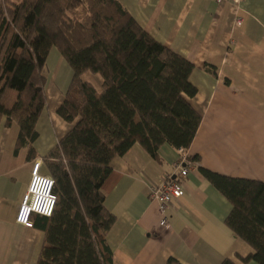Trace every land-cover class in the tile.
<instances>
[{"label":"trees","instance_id":"trees-1","mask_svg":"<svg viewBox=\"0 0 264 264\" xmlns=\"http://www.w3.org/2000/svg\"><path fill=\"white\" fill-rule=\"evenodd\" d=\"M53 48L72 69L57 112L73 127L42 157L57 199L51 216H32L44 232L36 264H114L107 236L116 216L102 184L114 158L135 143L157 159L166 144L191 146L202 119L188 99L197 93L195 65L119 0H0V121L19 126L14 153L26 147L30 160L38 156ZM87 74H99L101 87ZM200 170L231 204L225 224L253 250L238 258L264 264V181ZM166 264L181 263L171 257ZM220 264L240 263L227 257Z\"/></svg>","mask_w":264,"mask_h":264},{"label":"crops","instance_id":"crops-1","mask_svg":"<svg viewBox=\"0 0 264 264\" xmlns=\"http://www.w3.org/2000/svg\"><path fill=\"white\" fill-rule=\"evenodd\" d=\"M119 1L153 37L193 62L197 93L188 99L202 119L184 149L195 164L180 178L184 194L168 211V227L150 190L179 177V149L166 144L157 159L135 143L114 158L102 184L116 216L107 236L114 264H166L171 257L181 264H220L227 257L243 264L238 255L253 250L225 224L231 204L200 168L264 181V0ZM44 73L47 105L35 142L41 159L73 127L57 112L72 79L58 49L50 51ZM91 78L101 87L99 74ZM18 132L17 124L0 121V264H36L44 241L41 229L16 221L34 160L26 147L14 153Z\"/></svg>","mask_w":264,"mask_h":264},{"label":"built area","instance_id":"built-area-1","mask_svg":"<svg viewBox=\"0 0 264 264\" xmlns=\"http://www.w3.org/2000/svg\"><path fill=\"white\" fill-rule=\"evenodd\" d=\"M233 4L239 5L242 0H230ZM222 2V0H218ZM242 19L238 20L241 25ZM179 155L175 161L179 177L168 176L164 183L151 187L150 196L157 201L161 214V225L169 226L168 211L172 204L179 200L184 194V187L181 177L188 174L191 166L195 163L185 153L183 148L178 151ZM42 159L33 160L31 178L28 188L23 196L22 202L16 214V221L26 227H32V216L35 214L51 216L56 204V193L54 192V179L50 175L43 174Z\"/></svg>","mask_w":264,"mask_h":264},{"label":"rangeland","instance_id":"rangeland-1","mask_svg":"<svg viewBox=\"0 0 264 264\" xmlns=\"http://www.w3.org/2000/svg\"><path fill=\"white\" fill-rule=\"evenodd\" d=\"M86 78H88V79L91 80V79H92V78H91V74H87V75H86Z\"/></svg>","mask_w":264,"mask_h":264},{"label":"bare ground","instance_id":"bare-ground-1","mask_svg":"<svg viewBox=\"0 0 264 264\" xmlns=\"http://www.w3.org/2000/svg\"><path fill=\"white\" fill-rule=\"evenodd\" d=\"M36 159V158H35ZM34 159V160H35ZM42 163H43V160H42ZM42 168H43V165H42ZM41 172L43 173V174H46V173H44L43 171H42V169H41ZM46 175H49V174H46ZM168 177V176H167ZM161 185V184H160ZM22 202V201H21Z\"/></svg>","mask_w":264,"mask_h":264}]
</instances>
